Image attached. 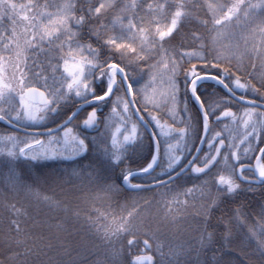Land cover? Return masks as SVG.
Listing matches in <instances>:
<instances>
[{"label": "snow or ice", "instance_id": "obj_1", "mask_svg": "<svg viewBox=\"0 0 264 264\" xmlns=\"http://www.w3.org/2000/svg\"><path fill=\"white\" fill-rule=\"evenodd\" d=\"M0 4L16 9L17 16L10 21V32L0 29V122L15 129L40 124L69 95L87 98L95 92L93 79L106 80L104 94L93 99L106 101L114 89L118 90L108 119L115 161L122 158L126 144L140 138L139 121L145 120L139 115L141 110L147 111L154 126L151 161L138 171L122 169L124 183L134 190L143 188L133 183L132 177L151 172L162 159L166 160L165 171L175 170L179 175L184 167L177 169V165L188 154L191 159L186 166L191 174L200 177L193 187L179 191H172L168 181L161 179L154 186L159 200L141 196L119 212L96 209L95 218L87 214L85 224L109 245L96 264H230L221 258V249H231L242 229H247L246 241H254L256 252L264 257V199L258 211L250 213L241 201L231 207L230 214L223 209V215L213 214L226 199H234L240 192L264 191V0H205L207 16L200 20L203 30L182 32L178 45H166L165 41L181 23L188 22L191 13L187 0H162L155 4L131 0L127 5L117 0H68L57 6L55 13L43 11L51 5L33 0L19 4L0 0ZM82 28L117 53L118 59L100 61L99 48L79 42ZM209 66L218 69L216 74L205 72ZM137 70L147 72L148 79L141 87L133 88L130 80ZM86 73L92 74L91 78ZM181 74L184 91L190 92L200 105V146L191 145V117L187 104L180 99ZM205 79L220 84L229 98H215L205 104L197 93L198 83ZM49 81L57 87L50 90ZM38 84L43 85V90ZM250 96L259 97V102ZM9 98L15 100L14 105L8 103ZM233 103L238 105L236 111L230 107ZM136 105L139 107L133 111ZM165 112L171 123L162 115ZM213 118L219 123L230 121L225 124L227 137L221 138L222 131L210 126ZM97 120V112L92 110L82 124L92 127ZM117 124H122L123 130ZM205 144L207 151L201 154ZM0 145V152L8 156L19 154L32 160L70 158L87 150L85 141L69 126L60 134L50 131L47 138L2 132ZM74 175L80 182L92 181L79 173ZM173 178L170 174L169 180ZM7 186L20 190L25 187L15 177L9 178ZM120 191L119 186L106 185L101 189L103 195L94 199L111 201ZM43 199L48 201L50 197ZM76 216L80 217L78 211ZM141 217L156 219L159 224L155 231L149 227L138 240L133 221ZM185 223L195 230L192 241L165 243L156 235L160 225ZM219 225H223L222 232ZM247 264L258 262L249 258Z\"/></svg>", "mask_w": 264, "mask_h": 264}, {"label": "trees", "instance_id": "obj_2", "mask_svg": "<svg viewBox=\"0 0 264 264\" xmlns=\"http://www.w3.org/2000/svg\"><path fill=\"white\" fill-rule=\"evenodd\" d=\"M136 2L155 4L162 0H136ZM173 2L174 0H167V3ZM130 3L131 0H123L124 5ZM187 3L191 13L188 22L181 23L176 32L166 38L168 39L165 41L166 45L180 44L182 32L191 33L203 30L200 20L207 16L205 0H187ZM153 19L156 20L159 17H153ZM81 30L83 35L88 37L86 42H90L91 35L88 29L82 28ZM95 43L100 44V49L112 52L102 42L95 41ZM188 43L190 41L186 42L185 48H188ZM224 43L227 44L228 41ZM109 57L112 60H117L118 54L112 52V54L106 55V59ZM199 69L200 65L198 64L197 70L199 71ZM217 71L218 69L210 66L205 69V72L211 75L216 74ZM135 73L147 75V72L138 70ZM179 84L181 89H185L182 74ZM207 87L215 88L217 98H229L224 89L210 81L203 82L199 89ZM187 93L202 119L201 111L194 98L190 92ZM197 93L205 101L198 89ZM164 118L169 122L168 116H164ZM216 124L217 121L214 118L210 120V126H215L218 130ZM203 151H207V145ZM9 160L11 163H7ZM111 161V158L104 155L79 163L61 161L32 163L23 158L9 159L8 155L0 153V264H96L97 258L104 256V249L109 245L85 224L84 219L87 214H91L95 218L98 215L96 209L103 213L120 211L118 202L115 200L110 205L103 206L99 204L103 200L94 199L96 195H102L101 188L107 184L111 177L110 169L114 170V167L117 166L111 164ZM105 168L107 169L106 173L110 171L109 175L99 176ZM118 168L120 171L123 169L120 168V165ZM128 168L138 171L140 167L128 166ZM74 173L90 177L92 181L80 182ZM10 177H15L25 185L24 189L7 186ZM191 177L200 178L193 174ZM121 178V175L118 180L115 177L117 186ZM111 180L113 183L116 181L112 177ZM127 193L136 194V192ZM44 196H48L50 199L45 201ZM262 199H264V191L240 192L234 199H226L221 208H218L213 214L217 217L223 215L221 209L230 214L231 207L241 201L245 202L246 210L250 213L258 211ZM109 207L115 209L110 211ZM77 211L80 217L76 216ZM255 219L253 217L252 222ZM218 230L222 232L223 225H219ZM237 231L239 232V230ZM246 231L247 229H242L237 233L232 241L231 249H221L222 259L229 260L230 264H247L249 258L257 261L258 264L264 260V257L256 252L255 242L246 241ZM115 243L118 244V241ZM217 245H220L219 240Z\"/></svg>", "mask_w": 264, "mask_h": 264}, {"label": "rangeland", "instance_id": "obj_3", "mask_svg": "<svg viewBox=\"0 0 264 264\" xmlns=\"http://www.w3.org/2000/svg\"><path fill=\"white\" fill-rule=\"evenodd\" d=\"M10 2L15 3V4H19V3H27V0H10ZM33 2L34 3H40L41 5H45V4L51 5V7L43 9V11L55 13L59 10L57 8V6L58 5H60V6L64 5L65 3L68 2V0H33ZM74 2H79V0H74ZM117 2L123 4V0H117ZM125 5H127V4H125ZM118 14H119V11H117V13L112 16L113 21H115L116 15H118ZM12 19H17L16 9L9 7L8 4H0V29L7 28L8 31L10 32L11 31L10 21ZM18 31H19V29H18ZM87 38H88L87 36L85 37V35H83L82 30H80L79 42L81 44H83L86 42ZM90 38H91L90 42H92L91 44L93 46H95L96 45L95 41H97L96 38H94L92 36ZM225 41H227V40H225ZM90 42H88V43H90ZM138 43H139V41H138ZM256 44H257V47H259V38L258 37L256 38ZM95 47H97V46H95ZM101 56L102 55L99 54L98 59L100 61H102ZM41 59H43V57H41ZM61 71H62V68H61ZM86 75H88L89 78H91V76H92V74H89V73H86ZM134 77L135 78L130 80V83L133 86V88L141 87L148 79V76L145 75L144 73L141 75L134 73ZM102 83H104L105 84L104 86L106 87V80L93 79V88L95 90L100 89L102 87ZM181 83H182V80H181ZM201 83H198L197 89H198L199 93L201 92V96L204 97L203 99H205L206 104H208L210 100L217 98L215 95L216 94L215 88L207 87V88H203V89L200 88L199 89V87L201 86ZM49 85H50V90H51V88L57 87V85L54 84L52 81H49ZM37 86L41 87V89L43 90V85L38 84ZM74 97H75L74 95H69L67 97V99H65L63 102H61L60 106L56 109L55 112H50L47 115V118L44 121H47L48 123L49 122H55V121L57 122L59 120L62 121V119L66 116V113H67L68 109L70 108V105L74 103V101H73ZM249 98L257 99L258 101L260 99L259 97H251V96ZM80 99H84V98L80 97ZM180 99H181V101H183L184 103L187 104L188 115L191 117L190 140H191L192 147H195L196 145H198V141L200 139L201 132L203 131L202 119H201V116H200V113H199L197 107H195L193 105V103L191 102L192 100L190 99L188 93L186 91H184L183 88L181 89ZM8 103L10 105H14L15 100L13 98H9ZM230 107H232L233 111H236L238 108V105L236 103H233L230 105ZM53 113H56V116L51 117L50 115ZM162 114H164V116H168V118L170 119L169 123H171V117L166 112L162 113ZM226 123L230 124V121H227L225 119V121L223 123L217 122V124H216L218 127V130L217 129L216 130L222 131L223 137L228 136V129L225 128ZM43 124H44V122H42L40 124L27 125V126L36 128L39 126H44ZM1 125L2 124H0V133H2V132H13L12 130H10L8 128L2 127ZM116 126L121 127V129L123 130V125H116ZM219 126H220V128H219ZM129 127H130V125H129ZM106 131L108 133V143H110V148H108V150L105 152V156L112 159L111 164H116L118 167L120 165L121 166L120 168H123V169L128 168V166L129 167H136L137 163H138L136 157H138V156H134V154H129V152H130L129 150H131L130 147L133 148L134 145H136V143L138 141H136L134 143L126 144L124 149L122 150V158L120 159V161L117 162L114 160V158L111 155V141H110V134L111 133H110V130L108 128V125H106ZM111 132H113V133L115 132L114 127L111 128ZM20 135L23 136V134H20ZM41 138H47V137H41ZM119 138L122 139V136H120ZM0 147H3V145H0ZM241 147H243V146H241ZM141 150H144V146L142 147ZM0 153H4V155L5 154L7 155L6 152H0ZM192 154H194V153H192ZM190 157H191V154L186 155L185 160H188ZM8 158L9 159L23 158L26 161H30L32 163L45 162V161H48L49 159H56L58 161H63L65 159V157H56V158H39L36 160H32L30 158H25L24 156H21L19 154L15 155V156H8ZM185 160H183L180 163V165H177V169H179L181 167V165L184 163ZM7 163H11V160L7 161ZM117 166L114 167V170L110 169V171H112L110 176L114 180H116L115 177H117V180H118L119 175H121L122 176L121 180H123L122 170L120 171V169ZM165 168H166V160L162 159L160 162L159 168L157 169L155 174L150 179L145 180V182L152 183V181L155 182V181L167 178V177H169L170 174L173 175L175 173V170H173L171 173H169L168 171H165ZM106 170L107 169L105 168V170L101 173V175L99 174V176L109 175L110 171L106 173L105 172ZM111 177H109V181L104 186H106V185H116L117 186V183H116L117 180L114 181V183H113L112 180L110 181ZM199 180H200V178L195 179V178L191 177V174H187L183 178H181V179L177 180L176 182L170 184L171 190L172 191H179L185 187H193V184L197 183ZM120 182L121 181L118 182V186L120 187V189H122ZM133 183H136V182H133ZM121 191H120V196L115 197L111 201L103 200L102 202H99V204H102L103 206H108L112 202H114L113 200H115L118 202L119 210H121V208L123 206H130L134 200L140 199L141 196L145 197L149 200H153V199L159 200V198H160L159 194L155 193L157 191V189L151 190V191H144V192L136 193V194H128L127 192H125L124 189H122ZM101 194L103 195V193H101ZM109 208H110V211L115 209L113 207H109ZM161 208H163V205H161ZM215 211H217V209H215L214 212ZM158 224H159V221L156 219L148 220L147 218H144V217L135 219L133 221V225L136 228L138 240L143 238V233L149 227L153 231H155ZM156 235L159 237L160 241H163L165 243L175 244L179 241H186V242L192 241L193 236L195 235V230L189 223H185V224L180 225V226H173V225L163 226V225H160L159 231L156 233ZM121 239H123V237H121ZM118 243H119V241H118ZM153 251L155 252V248H153ZM164 251L167 252V248H165ZM157 259L158 260L160 259L159 255H157Z\"/></svg>", "mask_w": 264, "mask_h": 264}, {"label": "flooded vegetation", "instance_id": "obj_4", "mask_svg": "<svg viewBox=\"0 0 264 264\" xmlns=\"http://www.w3.org/2000/svg\"><path fill=\"white\" fill-rule=\"evenodd\" d=\"M95 46H97L100 49V44H96ZM100 54L102 55L101 60L105 61L106 55L112 54V52L106 51L104 49H100ZM104 85L105 84L102 83V87L100 89L95 90V92L92 95H89L87 98L80 99V97L75 96L73 100L74 103L70 105V108L66 113V116L63 119L61 118L62 121L59 120L57 122L55 121L49 123L47 121H44L43 124L44 126H39L36 128L25 126L24 128L28 130L45 131V132L55 129H60L56 133V134H60L65 126L73 127L75 134L85 141V144L87 145V150L75 157L65 158L61 162L79 163L82 161H90L97 157L104 156L105 152L108 150V148H110V143H108V133L106 131V125H108V119L111 115L112 100L115 97V95H117L118 92V90L114 89L113 96L109 97L108 100L95 102L93 97L95 95H103L104 92L106 91V87ZM88 103H90V105L80 110L83 105ZM135 107L138 108L139 105H136ZM92 110H96L98 120L94 126L86 127L82 124V120L85 119L87 114ZM139 115L145 117V120H143V122L153 132L154 126L151 123V121L148 119L149 117L147 111L141 110L139 112ZM50 116L51 117L56 116V113H53ZM0 124H2L1 125L2 127L7 128V126L4 123L0 122ZM117 125H122V124H117ZM139 126L141 129L140 138L137 140L138 142L136 143V145H134L133 148L130 147L131 150H129L130 151L129 154H134V156H138L136 157L138 162L137 167H140L139 169H141L143 168L144 165H147L151 161L155 149V145L153 143L151 134L147 131V129L144 127V124L141 121H139ZM43 137H47V136H43ZM221 138H224L223 135ZM143 146H144V150H141ZM48 161L58 162V160L56 159H49ZM184 164L185 163H183L181 167ZM158 168L159 166L156 169H154L153 172H151L150 174H144L138 176L132 181L136 182L137 184H141L143 186L151 185L155 182H158L159 180L155 182L152 181V183L145 182V180L150 179L155 174ZM144 191H151V190H142L136 193H141Z\"/></svg>", "mask_w": 264, "mask_h": 264}, {"label": "water", "instance_id": "obj_5", "mask_svg": "<svg viewBox=\"0 0 264 264\" xmlns=\"http://www.w3.org/2000/svg\"><path fill=\"white\" fill-rule=\"evenodd\" d=\"M207 80H210V79H205V80H201L200 82H202V81H207ZM213 81V80H212ZM199 82V83H200ZM220 85V84H219ZM221 86V85H220ZM222 87V86H221ZM223 88V87H222ZM224 89V88H223ZM225 90V89H224ZM226 91V90H225ZM227 92V91H226ZM229 95V94H228ZM35 103L36 104H38L39 103V100H38V98H37V100L35 101ZM198 104V103H197ZM88 105H90V103H88V104H85V105H83L82 107H81V109L80 110H82L83 108H85L86 106H88ZM198 106H199V108H200V105L198 104ZM136 110V108H135V106H134V111ZM201 110V109H200ZM143 124H144V127L147 129V131L151 134V136H152V131L150 130V128L143 122V121H141ZM2 123H4V122H2ZM8 128H10L6 123H4ZM11 130H13V131H16V132H18V133H21V134H28V135H34V134H38L39 136H44V135H49V132L50 131H47V132H44V131H31V130H27V129H24V128H21V129H15V128H10ZM60 129H55V130H52L51 132L53 133V134H55V133H57L58 131H59ZM200 146V145H199ZM204 146L205 145H203L202 147L203 148H201V153H202V151H203V149H204ZM157 167V165L153 168V170L155 169ZM152 170V171H153ZM151 171V172H152ZM190 171V167H185L184 168V171H182V172H180V174L179 175H173V179H171V180H169V178H167V179H165L166 181H168V183L169 184H172L173 182H175V181H177L178 179H180L181 177H183L186 173H188ZM150 173V172H149ZM149 173H146V174H149ZM143 175V174H142ZM139 175H134L133 177H132V180L134 179V178H136V177H138ZM158 184V182H156V183H153V184H151V185H146V186H144L143 188H141V189H139V190H151V189H155V188H157V187H154V186H156ZM122 186H123V188H125L126 190H128V191H137V190H134V189H131V188H129L128 187V185L127 184H125L124 183V180H123V182H122ZM159 187H163V186H159Z\"/></svg>", "mask_w": 264, "mask_h": 264}]
</instances>
